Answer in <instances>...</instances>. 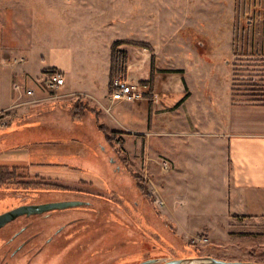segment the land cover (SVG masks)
Returning a JSON list of instances; mask_svg holds the SVG:
<instances>
[{"label": "rangeland", "instance_id": "1", "mask_svg": "<svg viewBox=\"0 0 264 264\" xmlns=\"http://www.w3.org/2000/svg\"><path fill=\"white\" fill-rule=\"evenodd\" d=\"M63 1L0 0L1 53H12V62H25L26 56L40 62L42 56L54 66H68L73 49L78 63L73 75L66 74L61 94L87 86L84 71L96 75L97 96H110L108 55L114 43L124 42L119 49L129 60L120 76L139 82L144 97L123 104L135 106L131 111L138 114L140 106L150 110L152 99L149 123L142 115L149 128L128 133L102 117L117 132L108 142L93 118L85 114L76 121L67 108L78 102L76 95L52 100L53 108L42 105L51 109L37 116L42 125L18 134L3 135L8 126L2 128L0 116V166L29 171L0 187V215L24 205L88 202L7 225L0 231V264H140L190 256L264 264V220L245 219L233 210L228 173L219 171L223 154L211 158L213 141L194 132L210 130L216 118L227 122L231 101L264 96V0H73L68 13ZM152 63L183 69L186 85L180 75L164 76L152 89ZM39 69L31 71L38 75ZM46 70L47 77L55 69ZM44 78L15 77L13 89L19 84L22 92H14L44 94ZM11 92V82L0 78L2 96L9 100ZM31 100L16 107L31 112L40 103ZM81 100L96 108V101ZM24 183L30 187L24 189Z\"/></svg>", "mask_w": 264, "mask_h": 264}, {"label": "crops", "instance_id": "2", "mask_svg": "<svg viewBox=\"0 0 264 264\" xmlns=\"http://www.w3.org/2000/svg\"><path fill=\"white\" fill-rule=\"evenodd\" d=\"M62 5L63 7H65V10L67 9L66 13H68L74 6L73 0H66V2L63 1ZM7 54H0V69H2L0 78L5 79L7 77V80L12 84V92L9 94V100H7V96H5V94L4 96H2V93H0L2 98V100L0 101V112L8 111L3 114V116L5 117V121L1 123L2 128L8 126V128L6 129L7 132H2L3 135H6L7 133L18 134L20 132H23L27 128L32 129L33 127L41 126L42 122L40 123L36 121L37 116L42 114V112L45 113V111L51 110L42 107V105L44 106L47 103H51L53 104V108L56 104L52 101V99H50L51 96L46 95V92L48 93L44 84L45 79L48 77H46V75L44 74L45 71H47L46 69H55L65 78L66 74L73 75L76 63H78L76 62L78 61V55H76V52L73 49L70 53V62L68 66L60 64L57 65V63H55L54 66L53 62L43 61L41 59L42 56L40 57V62H31V58L28 56L25 57V62H12V53L8 51ZM4 57H6L5 60ZM110 61L111 55L109 53V72ZM98 65L99 62H93L92 64L93 67ZM15 66H19V69L15 70ZM34 66H39L40 68V72L38 75L34 74L31 71V68ZM152 66H154L153 63L151 64V67ZM154 69H156V73L154 76L155 86H158L160 84L161 80L164 79V76L170 77L173 75L182 76V82L186 85V73L183 69H161L159 68V66L155 67ZM22 76L36 79L41 78L40 80L45 77L43 83L41 82V84L44 85V87L42 88L44 94L42 93L40 95H37L33 90V96H28L27 92L25 94L23 92L20 95H16V93L14 92L15 87L13 89V81L15 77ZM81 77L82 80L88 85H83L82 89L74 94H61L60 92V95H62L60 99L69 95H76L77 98L79 97V99H84L85 101H88L90 103L91 101H96L97 105H95L94 107L102 110L100 119L102 117L106 118L105 122L109 124V126L110 123H108V121H111L112 123L118 124L122 129L125 128L126 130H128V133L131 132L130 129L138 128L142 130L143 134L146 130L148 131L150 110L147 107L140 106L141 108L139 113H133L131 110H133L135 106L124 105L120 102H114L110 99V96L105 95V93L97 96L98 94H100V92H97L99 91V87L97 86L98 79L96 75H93L92 78H90L89 73H85L84 71H82ZM107 84L109 89V79ZM5 98L7 100L6 103L4 102ZM250 99L251 101H247L245 103L231 101L227 122H219V119L217 120L216 118V123L210 130H207L206 128L196 129V131L194 132L195 135L204 138L206 137L213 141L212 145L214 146V149L211 151V158L215 159L216 154H223L220 157L219 171L220 174H222L223 168H225L228 173L226 184L227 188L229 189V193H231L233 196V210H235V212L240 217H243L245 219L264 220V96H252L250 97ZM30 100L34 101V103H36V101L40 102L39 104H35V106H33L34 108L31 109V112L24 110V107H21L22 105L20 106V108H18V106L16 107V103L28 104L30 103ZM106 103L110 104L109 107L105 106ZM214 104H216V100H213V105ZM111 106L113 107V111L111 110ZM56 107L58 108L59 106ZM67 108L72 111L71 106H67ZM118 109L123 111H120V113L118 111V113H116ZM111 112L113 113L111 114ZM72 115H74L73 112ZM88 115L94 119V122L96 124L95 116H92L91 114ZM142 115L145 117V119L147 118V125H144ZM137 117L141 119L139 126L136 125L137 122H135L134 124V121L138 120ZM2 119L3 118H0V120ZM30 125L34 126L27 127ZM79 125H82L81 122L79 123ZM97 130L99 131L98 127ZM100 134L105 138V136L101 132ZM191 134H193V132H191ZM216 179L219 178L216 177ZM216 179L215 181H218ZM211 183L212 182H210L209 184Z\"/></svg>", "mask_w": 264, "mask_h": 264}, {"label": "trees", "instance_id": "3", "mask_svg": "<svg viewBox=\"0 0 264 264\" xmlns=\"http://www.w3.org/2000/svg\"><path fill=\"white\" fill-rule=\"evenodd\" d=\"M123 44L125 43L118 41L113 44L112 49H111V62H110V72H109V94L112 93V83L115 80V78L118 77L119 75H125L127 73V64L129 60V55L126 51L119 49L120 46ZM151 72H152V77H151V80L149 81V84L151 85V88L153 89L154 78H155L154 77V74H155L154 66H152ZM51 73H58V72L57 70H52ZM150 100H151L150 101L151 103L150 112H152L153 111L152 99ZM77 101L78 102L74 103L73 105L71 104V110L74 114V118L76 119V121H81L85 114H91L92 116H95L96 124H97L99 131L105 136L108 142H113L114 139L116 138L117 132L110 131L109 127L105 123H102L100 121L101 120L100 115L102 113V110L99 108H93L92 106L90 107L87 102H82L83 100L79 98ZM149 120H150V117H149ZM23 171L25 173H29L27 168H20V167L11 168L8 166H0V187L10 181H13L15 178L17 179L20 175H22ZM17 184H19L20 187H23L21 186L22 183H17ZM24 185H25L24 189H27L30 187V185L27 183H24ZM139 185L142 188V190L145 192L143 186L141 184ZM35 187L39 189L44 188V189H50V190L51 189H54V190L63 189L60 186H52V185H47L44 187L42 184H35Z\"/></svg>", "mask_w": 264, "mask_h": 264}, {"label": "built area", "instance_id": "4", "mask_svg": "<svg viewBox=\"0 0 264 264\" xmlns=\"http://www.w3.org/2000/svg\"><path fill=\"white\" fill-rule=\"evenodd\" d=\"M45 88L51 96L50 99L58 100L62 97L61 90L66 85L65 78L59 73H51L44 81ZM15 89L21 91V85L16 84ZM28 96H33L34 92L27 91ZM144 97V92L141 90V85L137 81H131L129 77L118 76L112 83V93L110 99L114 102L125 104H135L138 100ZM8 111L0 112V116ZM1 118V117H0Z\"/></svg>", "mask_w": 264, "mask_h": 264}, {"label": "water", "instance_id": "5", "mask_svg": "<svg viewBox=\"0 0 264 264\" xmlns=\"http://www.w3.org/2000/svg\"><path fill=\"white\" fill-rule=\"evenodd\" d=\"M79 202L70 203H56L48 205L47 207L42 206H21L10 210L6 213L0 215V231L7 225L15 221L17 218L23 215H34L41 214L44 211L54 210V209H67L70 207L80 206ZM140 264H256L252 262H238V261H224L216 259L213 257H200V258H190V259H151L144 261Z\"/></svg>", "mask_w": 264, "mask_h": 264}, {"label": "flooded vegetation", "instance_id": "6", "mask_svg": "<svg viewBox=\"0 0 264 264\" xmlns=\"http://www.w3.org/2000/svg\"><path fill=\"white\" fill-rule=\"evenodd\" d=\"M70 202H73V201L63 200V201H57V202H46V203H41V204H31V205H24V206H42V207H47L48 205H51V204H56V203H70ZM74 202H79V203H81V205L80 206H77V207H70V208H67V209H54V210L44 211L41 214L23 215V216H21L19 218H22V217L32 218V217H35V216H46V215H48L50 213H53V212H56V211H60L61 212V211H66V210H70V209H74V208H80V207H84V206L88 205V202H84V201L74 200ZM19 218H17L16 220H18ZM15 221H13V222H15ZM32 224L33 223L31 222V223L25 225L17 234H15L13 236V238L10 240V245H12L19 237H21L26 232H28L30 230V227H31ZM64 228H65L64 226L63 227H60L59 230H58V233L56 235H59L63 231ZM40 235H41V232H38L37 234L31 236V238L34 239L35 237H38ZM51 241H52V239H49L48 240V242H51ZM23 247H24V244L21 245V246H19L16 250H14V252L11 254V257H14L15 255H17L23 249ZM200 257H210V256H199V257L198 256H190V257H186V259H190V258H200ZM213 258L219 259L217 257H213ZM220 260H223V259H220ZM224 261H227V260H224ZM5 264H8V262H5Z\"/></svg>", "mask_w": 264, "mask_h": 264}]
</instances>
